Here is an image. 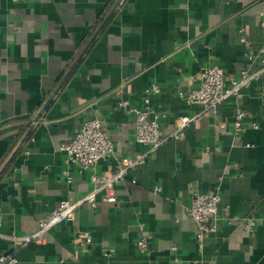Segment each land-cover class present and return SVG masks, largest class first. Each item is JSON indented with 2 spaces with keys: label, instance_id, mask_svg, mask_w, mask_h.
Wrapping results in <instances>:
<instances>
[{
  "label": "crops",
  "instance_id": "1",
  "mask_svg": "<svg viewBox=\"0 0 264 264\" xmlns=\"http://www.w3.org/2000/svg\"><path fill=\"white\" fill-rule=\"evenodd\" d=\"M116 1L0 0V165L69 73L0 173V256L18 264H264V73L215 112L202 113L178 96L197 88L210 64L234 78L261 69L259 3L121 0L93 38ZM152 84L160 88L150 104L164 115L163 137L181 117L195 120L180 138L125 170L110 191L115 203L101 190L95 207H79L73 221L22 244L61 201L95 189L90 172L69 165L60 150L84 122L98 119L113 144L111 156L97 163V176L146 153L134 140L133 115L118 103L139 107ZM237 108L249 116L234 136ZM216 190L214 230L198 251L187 215L191 196ZM247 217L256 220L252 234L244 229ZM140 239L148 243L144 254Z\"/></svg>",
  "mask_w": 264,
  "mask_h": 264
},
{
  "label": "built area",
  "instance_id": "2",
  "mask_svg": "<svg viewBox=\"0 0 264 264\" xmlns=\"http://www.w3.org/2000/svg\"><path fill=\"white\" fill-rule=\"evenodd\" d=\"M19 2L22 0H12ZM260 5L258 13L259 25L264 28V0H257ZM239 42L248 47V41L243 29L238 31ZM250 59L251 57L248 56ZM264 73V61L260 70L254 73L241 71L238 78L227 76L224 70L216 64H210L202 69L201 79L197 88L190 90L188 93H178L189 105H196L202 108V113L215 112L217 107L229 99L240 97V90L249 86L253 82L259 81ZM160 88L156 84L150 85L142 92L141 104L139 107H131L130 103L122 100L118 103L126 112L133 115L134 118V140L136 143L146 148V153L136 159L127 160L124 166L113 173H108L102 177L95 174L94 170L99 161L108 159L113 152V144L106 132L101 128L98 119L94 118L84 122L80 129L67 142L60 146V150L65 155V161L69 165L76 166L80 171L90 172V181L94 184L95 189L89 195L78 199L74 202L61 201L51 213L39 223V229L34 235L26 236L20 239V242L29 243L32 240L42 241L46 231L62 223L73 221L76 210L86 204L95 207V193L104 190L106 192V201L115 203L116 198L111 194L113 185L122 179L127 168L135 167L143 158L153 154L170 138H180L184 129L192 123L196 115L181 117L175 126V130L168 137L161 134V121L164 118L162 113L157 112L150 104V97L158 94ZM249 116L245 111L237 108L233 115V135L238 136L244 129L242 121ZM252 127L257 129L258 126L253 124ZM249 147L250 145H246ZM220 195L216 190L210 194L193 193L191 203L187 210L188 217L193 221L196 228V244L198 251L202 250L204 238L208 233L214 230L213 218L215 217ZM244 229L249 234L254 232L256 220L253 217L244 219ZM86 243L91 241L87 232L83 233ZM137 249L141 254L146 253L148 243L146 239H140L136 243ZM109 252V251H108ZM0 264H18L14 256H0Z\"/></svg>",
  "mask_w": 264,
  "mask_h": 264
},
{
  "label": "water",
  "instance_id": "3",
  "mask_svg": "<svg viewBox=\"0 0 264 264\" xmlns=\"http://www.w3.org/2000/svg\"><path fill=\"white\" fill-rule=\"evenodd\" d=\"M121 2V0H117L116 3L113 5V7L111 8V11L109 12V14L105 17L104 21L102 22V24L100 25V27L97 29V31L95 32V34L93 35V38L98 34V32L100 31V29L102 28V26L104 25V23L109 19L111 13L117 8L118 4ZM91 42V41H90ZM90 42L86 45L85 48H87L90 44ZM69 73H66V75L63 77V79L61 80V82L57 85V87L55 88V90L51 93V95L48 97V99H46L44 101V103L41 105V107L39 108V110L37 111V113L35 114V116L32 118V121L30 123V126L28 127V129L25 131L24 135L19 139V141L17 142V144L13 147V149L10 151L9 155L6 157V159L2 162V164L0 165V173L2 172V170L5 168V166L7 165V163L10 161V159L12 158V156L15 154V152L17 151V149L19 148V146L22 144V142L25 139V136L27 134H29L31 132V130L34 128V126L36 125L37 122L40 121L42 115L44 114L47 106L49 105V103L51 102V100L54 98V96L56 95V93L58 92V90L61 88V86L63 85V83L65 82L67 76Z\"/></svg>",
  "mask_w": 264,
  "mask_h": 264
}]
</instances>
